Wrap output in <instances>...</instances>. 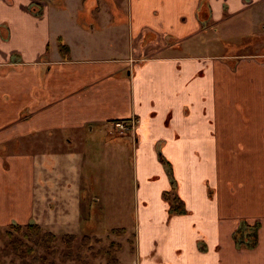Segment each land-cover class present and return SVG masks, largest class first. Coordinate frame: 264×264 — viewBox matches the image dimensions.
Instances as JSON below:
<instances>
[{"label": "crops", "instance_id": "1", "mask_svg": "<svg viewBox=\"0 0 264 264\" xmlns=\"http://www.w3.org/2000/svg\"><path fill=\"white\" fill-rule=\"evenodd\" d=\"M202 3L218 44L252 40L251 52L191 41L203 33ZM127 14L135 39L145 30L149 43L162 38V55L132 56L129 37L122 53L94 51L80 24L73 37L64 28L78 11L0 0V226L33 221L36 161L61 145L94 157L92 168L111 171L92 175L112 183L124 144L115 151L116 139L97 131L133 120L135 264H264V0H127ZM83 170L79 160L77 177ZM167 191L184 213L169 212ZM240 221L260 224L255 248L235 246Z\"/></svg>", "mask_w": 264, "mask_h": 264}, {"label": "rangeland", "instance_id": "2", "mask_svg": "<svg viewBox=\"0 0 264 264\" xmlns=\"http://www.w3.org/2000/svg\"><path fill=\"white\" fill-rule=\"evenodd\" d=\"M46 1L53 9L65 7L78 11L77 16L63 17L64 28L70 29L73 37L72 32L79 30L74 29L75 24H80V40L93 50L95 48L103 53L109 51L122 53L128 49L129 37L132 42L129 52L132 56L139 55V52L142 56L163 54L158 49L159 40L162 38L159 37L155 42L149 43V40L154 38V33L141 31L135 39L132 31H129L127 0H85L78 6L76 5L79 0ZM214 27L219 28L218 25L213 26L210 20L200 21L199 29L203 33L190 40L201 44L212 43V47L219 45L220 47H216L229 51L241 49L242 52H251L244 47L253 43L252 40L249 42L231 39L221 47L216 40L218 33L214 31ZM148 34L151 35L150 38L147 37ZM181 49L187 53L191 52L190 49L184 48V44ZM116 132L117 130L111 132L113 134H108L102 129L97 131L98 137L108 136L116 139L115 144H111L115 151L117 145L124 144L122 153L124 167H114L112 183H107L109 177L106 174L100 177L92 175V172L111 170L104 167L100 170L92 168L90 162L94 157L89 158L86 154L82 160L78 149H73L76 144L66 145L67 149L61 145L59 154L56 150V155L45 154L36 161L37 201L33 221L29 223L38 224L44 231L53 233L55 243L50 251L37 247L34 254L25 255L23 260L14 252L9 244L10 238L4 233L0 237V264H135L136 210L131 144L130 140H126L128 134L119 135ZM94 135L95 132L91 133V136ZM96 146L100 148L99 145ZM126 147L128 153L125 151ZM126 155H130L129 160ZM79 160L83 162L85 168L81 174L83 177H77L76 173ZM77 179L81 180V186L77 184ZM76 187L78 190L75 191ZM8 225L0 228L5 230ZM115 228L123 230L113 231ZM66 234L74 236L68 241V245L61 240ZM85 236L89 239L83 240ZM40 256L43 258L39 259Z\"/></svg>", "mask_w": 264, "mask_h": 264}, {"label": "trees", "instance_id": "3", "mask_svg": "<svg viewBox=\"0 0 264 264\" xmlns=\"http://www.w3.org/2000/svg\"><path fill=\"white\" fill-rule=\"evenodd\" d=\"M31 10L39 13L41 5L39 3H34L30 6ZM198 20H207V8H205L204 3L201 4L198 11ZM57 50L59 55L63 59L70 58V49L62 37H57ZM123 122L127 123L126 120H115L114 122ZM164 199L169 204L170 213H184L185 208L182 200L175 194L170 191L163 193ZM259 223L255 222L253 224L247 223L246 221H240L238 228L233 233V240L235 246L239 249L247 248L253 249L256 247L258 242V229ZM122 231L123 229H113V231ZM6 234L10 240L9 244L13 248L14 252L19 255L24 260L25 255L34 254L37 247H42L45 251H50V248L55 243V235L50 231H44L40 225L35 223H28L25 225H19L12 223L8 225L5 230L0 228V237L3 234ZM19 234L20 236H18ZM74 238L73 235H64L61 237V240L68 245V241ZM89 239L87 236L83 238ZM43 257L40 256L39 259ZM27 264V263H24Z\"/></svg>", "mask_w": 264, "mask_h": 264}, {"label": "built area", "instance_id": "4", "mask_svg": "<svg viewBox=\"0 0 264 264\" xmlns=\"http://www.w3.org/2000/svg\"><path fill=\"white\" fill-rule=\"evenodd\" d=\"M129 122H130L129 125H127L126 123H123L121 121L115 122L114 128L117 129L116 133H118L119 135L125 134L134 125V121L133 120H131Z\"/></svg>", "mask_w": 264, "mask_h": 264}]
</instances>
